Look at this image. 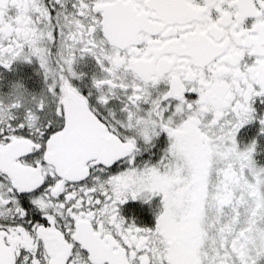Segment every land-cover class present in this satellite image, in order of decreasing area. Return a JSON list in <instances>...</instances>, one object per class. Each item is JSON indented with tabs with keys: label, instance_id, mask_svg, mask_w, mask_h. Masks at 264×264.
<instances>
[{
	"label": "snow or ice",
	"instance_id": "6c2138e0",
	"mask_svg": "<svg viewBox=\"0 0 264 264\" xmlns=\"http://www.w3.org/2000/svg\"><path fill=\"white\" fill-rule=\"evenodd\" d=\"M259 137L264 0H0V264H264Z\"/></svg>",
	"mask_w": 264,
	"mask_h": 264
},
{
	"label": "flooded vegetation",
	"instance_id": "af4514ba",
	"mask_svg": "<svg viewBox=\"0 0 264 264\" xmlns=\"http://www.w3.org/2000/svg\"><path fill=\"white\" fill-rule=\"evenodd\" d=\"M255 124H250V125H247L244 129V133H242L240 136L237 137L238 139V142L241 144V146H243L244 144H246L248 142V139L250 138V135L251 134H254L255 133ZM258 139L261 140L262 143H264V137H259ZM256 160L258 159L257 157H255ZM259 164H263L259 161H257ZM149 218L146 216L144 217V220L147 221Z\"/></svg>",
	"mask_w": 264,
	"mask_h": 264
},
{
	"label": "rangeland",
	"instance_id": "374dc122",
	"mask_svg": "<svg viewBox=\"0 0 264 264\" xmlns=\"http://www.w3.org/2000/svg\"><path fill=\"white\" fill-rule=\"evenodd\" d=\"M256 157L258 158L257 161L264 164V153H261V154L257 155Z\"/></svg>",
	"mask_w": 264,
	"mask_h": 264
}]
</instances>
